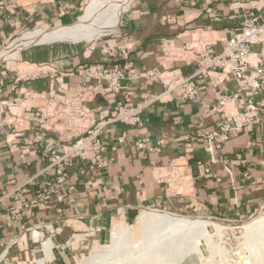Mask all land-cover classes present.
<instances>
[{
  "label": "crops",
  "instance_id": "1",
  "mask_svg": "<svg viewBox=\"0 0 264 264\" xmlns=\"http://www.w3.org/2000/svg\"><path fill=\"white\" fill-rule=\"evenodd\" d=\"M80 3L81 0H35L26 5L0 0V53L24 29L72 22ZM230 3L231 0L212 5L207 0H133L120 24L113 27L115 31L101 42V51L93 55L79 47L50 44L28 47L20 55L29 65L56 62L59 73L65 75L92 63L131 65L138 75L180 68L188 77L194 73V66L186 65L184 56L178 64L174 53L165 51L163 40L173 42V50L181 49L189 46L197 33H215L237 25L242 17L233 15ZM165 56L175 58L170 64ZM82 84L80 78L70 76H64L62 83L72 87ZM124 86L120 94L106 95L109 104L102 98L92 104V116L102 119L117 103L145 106L141 124H106L101 133L107 148L103 156L106 164L99 168L75 161L47 210L14 221L9 213L10 200L0 201V263L64 264L63 254L74 255L78 241L91 238L101 242L116 221L135 218L145 208L165 207L185 215L236 219L262 207L264 134L260 129L217 147L207 141L217 121L205 107L211 104L212 88L201 105L164 95L163 84L142 77ZM60 87L49 79L17 82L16 72H8L0 85V100L23 98L29 93L62 97ZM149 98L152 100L147 101ZM122 137L124 143L120 142ZM11 138L8 141L6 135L0 137V199L46 165L35 148L11 142ZM139 139H149L153 145L159 142V152L139 150L135 145ZM199 162L207 164L210 175L201 174ZM179 173L184 180H177ZM37 188L32 186L29 195ZM47 243L51 257L46 253Z\"/></svg>",
  "mask_w": 264,
  "mask_h": 264
},
{
  "label": "built area",
  "instance_id": "2",
  "mask_svg": "<svg viewBox=\"0 0 264 264\" xmlns=\"http://www.w3.org/2000/svg\"><path fill=\"white\" fill-rule=\"evenodd\" d=\"M221 1L207 0V3ZM229 8L235 17H242L231 28L197 33L191 44L181 49L173 50V42L163 40L166 52L172 51L177 58L184 56L186 65L194 66V73L188 77L180 68L138 75L131 65L92 63L66 75L59 73L56 62L31 64L33 70L25 72L1 68L0 85L8 72H16L17 82L30 79L56 82L61 85L58 92L62 95L29 93L23 98L0 100V137L6 135L8 141L12 137L11 142L35 148L46 163L36 175L1 197V202H11V218L21 221L36 211L47 210L53 196L66 183L67 170L75 161L99 168L106 164L103 156L107 148L101 139L106 124H141L145 106L117 103L97 120L92 116L91 105L101 98L109 104L106 95L120 94L124 84L133 79L142 77L161 83L164 95H176L184 102L201 105L212 88L211 104L205 107L207 114L217 121L207 141L217 147L257 129L264 134V0H231ZM64 76L78 77L83 84L64 86ZM120 142L124 143V137ZM135 145L147 153H157L161 147L159 142L153 145L149 139H139ZM197 166L201 174L210 175L206 163L199 162ZM179 179H183L180 173ZM35 185L38 188L30 196Z\"/></svg>",
  "mask_w": 264,
  "mask_h": 264
},
{
  "label": "rangeland",
  "instance_id": "3",
  "mask_svg": "<svg viewBox=\"0 0 264 264\" xmlns=\"http://www.w3.org/2000/svg\"><path fill=\"white\" fill-rule=\"evenodd\" d=\"M21 4H30L35 0H15ZM133 0H81L78 9L74 11L73 21L57 27H38L22 30L9 47L0 53V67L9 68L17 72L32 71L29 63L21 58V51L31 49L35 45L50 44L48 46L79 47L84 52L101 51V42L108 39L120 24L122 15ZM120 10L117 16L116 10ZM113 17L118 21L113 24ZM86 22V24H83ZM111 27L101 33V27ZM116 28H115V27ZM115 29H114V28ZM114 30H113V29ZM112 29V30H111ZM58 31L59 33H57ZM23 32V33H22ZM56 32V33H53ZM22 33V34H21ZM53 33V34H52ZM51 37L59 35L49 43L29 44L28 37ZM42 35V36H41ZM76 37V39H74ZM33 46V47H31ZM174 48V47H173ZM174 57L165 56L169 61ZM181 64L182 57L177 58ZM165 61V62H166ZM163 209L168 210L163 207ZM143 210V209H142ZM141 211L135 218L123 217L116 221L103 234L101 242L93 239L78 241L74 246L76 251L63 254L64 264H264V227L249 238L247 227L258 218L264 217V204L254 213L244 218L215 219L217 227H210L207 231L195 235L193 231L179 228L177 225L159 222L151 223L148 234L144 235V222L139 221ZM178 212V211H176ZM185 215L184 213H180ZM191 218H211L185 215ZM226 220V221H223ZM121 221V222H120ZM129 230V235L119 233L114 229ZM122 227V228H121ZM184 230L183 233L174 234ZM179 242V245L177 243ZM50 244H46V253L52 256ZM51 247V246H50ZM144 249H141L143 248ZM141 249V250H140ZM62 259V258H61ZM5 264V263H0Z\"/></svg>",
  "mask_w": 264,
  "mask_h": 264
},
{
  "label": "bare ground",
  "instance_id": "4",
  "mask_svg": "<svg viewBox=\"0 0 264 264\" xmlns=\"http://www.w3.org/2000/svg\"><path fill=\"white\" fill-rule=\"evenodd\" d=\"M120 10H116L115 15L117 16V14H119ZM114 21V22H113ZM118 21L117 17H113L112 22L113 24L116 23ZM83 24H86V22H83ZM110 25H104L101 27V33L104 32L106 29L110 28ZM57 33H59L58 31H56ZM53 32V33H56ZM52 33V34H53ZM42 36V35H41ZM59 35H52L51 37H39L36 35H31L28 37V40H30L29 44H33V43H49L52 40H55ZM76 39V37L74 38ZM139 221H143L144 222V235L146 236V234H148V229L151 226V223H155V222H159L161 224H165V223H169L170 225H177V227H181L188 230L193 231V233L195 235L203 233L205 231H207L210 227H217L218 225V221L212 219V218H191L185 215L180 214L179 212L170 210L167 211L166 209L163 208H159V207H152V208H145L142 210L140 216H139ZM264 227V217L258 218L257 220H255L254 222H252V224H250L247 227V231L249 234V238L251 236L254 235V233L257 232V229H260ZM122 228V227H121ZM120 227H116L114 229L115 231V235L119 234V233H124L127 236L129 235V230H123L121 229L119 231ZM184 231V230H183ZM182 230L179 229V232H174L172 231V233L174 234L173 236H175L176 234H181L183 233ZM177 245H179V242L177 243ZM49 246V250H50V245ZM141 249H144L141 248ZM140 249V250H141Z\"/></svg>",
  "mask_w": 264,
  "mask_h": 264
}]
</instances>
